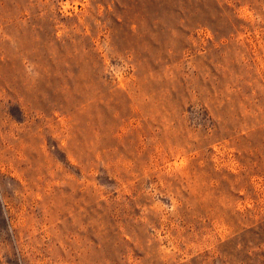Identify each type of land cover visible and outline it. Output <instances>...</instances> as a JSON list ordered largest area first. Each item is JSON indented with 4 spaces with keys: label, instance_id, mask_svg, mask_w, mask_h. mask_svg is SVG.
I'll list each match as a JSON object with an SVG mask.
<instances>
[{
    "label": "rangeland",
    "instance_id": "rangeland-1",
    "mask_svg": "<svg viewBox=\"0 0 264 264\" xmlns=\"http://www.w3.org/2000/svg\"><path fill=\"white\" fill-rule=\"evenodd\" d=\"M0 264H264V0H0Z\"/></svg>",
    "mask_w": 264,
    "mask_h": 264
}]
</instances>
